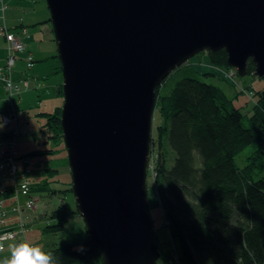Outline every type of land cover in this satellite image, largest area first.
I'll list each match as a JSON object with an SVG mask.
<instances>
[{"label": "water", "instance_id": "95a60500", "mask_svg": "<svg viewBox=\"0 0 264 264\" xmlns=\"http://www.w3.org/2000/svg\"><path fill=\"white\" fill-rule=\"evenodd\" d=\"M77 208L104 264H158L147 176L156 88L202 50L264 78V0H46Z\"/></svg>", "mask_w": 264, "mask_h": 264}, {"label": "trees", "instance_id": "16d2710c", "mask_svg": "<svg viewBox=\"0 0 264 264\" xmlns=\"http://www.w3.org/2000/svg\"><path fill=\"white\" fill-rule=\"evenodd\" d=\"M4 2L9 5L7 0ZM7 25L11 31L29 38L28 31L23 34L20 29L25 28L23 24ZM29 52L19 53L20 60L25 62ZM204 55L214 63L228 64L224 48L207 50ZM255 70L256 64L250 58L245 75L257 78ZM175 80L170 88L164 83L156 89L150 208L151 200L153 205L160 203L163 208L182 264H264V176L254 179L248 167L240 168L236 163V156L252 142L264 154V107L247 116L220 86L198 77ZM59 93L64 97L63 84ZM61 113L62 107L53 114L45 113L50 114L47 125L51 126L56 141L63 139ZM168 130L170 164L156 149V136L161 148L163 133ZM55 153L52 149H40L28 155ZM69 190L73 191L72 187ZM73 214L80 216L78 209L69 210L62 203L51 213L53 223L45 229L54 233L67 230ZM68 229L70 235L47 253L52 258L51 264H104L102 252L92 242L82 219ZM159 244L165 253L167 243L159 239ZM81 247L83 252L77 250Z\"/></svg>", "mask_w": 264, "mask_h": 264}, {"label": "rangeland", "instance_id": "374dc122", "mask_svg": "<svg viewBox=\"0 0 264 264\" xmlns=\"http://www.w3.org/2000/svg\"><path fill=\"white\" fill-rule=\"evenodd\" d=\"M7 2L9 3V9L7 10L8 18L12 12H15V14L19 16L24 15L25 23L36 20L47 22L51 18V12L46 0H33L31 5L26 7L29 9L27 12L21 7L17 8V6H13L14 4L10 3L9 0H7ZM20 21H22V18ZM50 23L51 30L49 28L50 24L48 23L40 26H35L33 24L28 25L29 28H32L31 31L34 32L33 36L30 33V44L35 48L42 46L43 48L48 49V53L45 54V59L49 58L51 61L45 65L47 66V70L44 74L40 72L34 73L38 76L43 75L44 78H42V81H45L47 91L49 92L43 93V90L46 88L42 87L41 84L39 85L38 82L36 83L34 80H31L30 87L28 90H24L22 98L15 97L14 99L16 108H24L18 106V100L21 101L20 105L28 107V109L22 110L25 111L28 116L26 130L29 132V135H20L17 138L16 143L19 153L22 155H28L29 153L40 149H52L57 152L50 156L33 157V165L28 174L29 177L34 180V183L36 182L46 188L45 190L38 192L34 191L32 193L36 200H38V197L39 200L36 202V208L38 210L35 211V214L37 218L31 223V231L29 233L31 242H33L35 246L40 247L46 254L50 249L56 247L62 240L70 235L68 229L70 225H73L74 222L82 219L81 213L77 208L76 196L73 191L69 190L71 187L73 190V176L64 138L56 141L57 139L52 132L51 126L47 125L50 114H45H53L56 108L62 107L64 104V97L59 93V86L63 84L64 80L63 72L60 71V65H62V63L59 57L58 42L55 37L52 21ZM206 51L207 50H202L185 60L181 65L173 69L159 86L166 83V86L170 88L174 85L177 77L179 79L186 76L198 77L201 81L220 86L230 97L233 98L234 104L241 107L242 112L247 116H250L254 109L260 110L264 107L263 80L252 75H241L236 67L229 64L209 61L207 56L204 55V52ZM36 57L37 55L34 54V59L37 60V62L44 59ZM188 64H190V66H187ZM42 65L43 62L36 63V67L38 68ZM3 87L0 89V134L10 130L9 127H5L2 123L3 111L6 112L5 109L7 105L11 106L9 96L6 93L7 90ZM39 95H41L42 103L38 107L36 104H38ZM5 112L4 114L8 113V111L7 113ZM156 116L157 113H155V118ZM155 123H157V118L155 119ZM170 125L171 124L169 123V128ZM154 148V145L151 144L148 165V172H150V174L147 177L148 197L149 190L154 186V179L150 169ZM156 149L166 156L168 163L170 164L171 160L169 159L172 156V149L169 143V130L163 133L161 148L159 137L156 136ZM236 163L240 168L242 166L248 167L252 173L251 176L254 179L264 176V154L259 152L256 142L244 146L243 150L236 156ZM1 181L2 179L0 182ZM22 198L25 199V197ZM62 203H65L69 210L78 209L80 216L73 214L70 217V223L68 224L67 230L57 233L47 231L45 227L53 223V218L50 217L51 213ZM151 203L152 207L150 208V212L159 239L161 242L167 243L164 244L165 253L159 247L161 254L158 259V264H182L180 250H177L174 245L172 235L166 223L167 219L163 208L160 203L159 206L153 205L152 200ZM13 245L16 244L8 243L5 249L0 250V261H5L11 257Z\"/></svg>", "mask_w": 264, "mask_h": 264}, {"label": "built area", "instance_id": "2783aa9c", "mask_svg": "<svg viewBox=\"0 0 264 264\" xmlns=\"http://www.w3.org/2000/svg\"><path fill=\"white\" fill-rule=\"evenodd\" d=\"M8 9L9 5L4 0H0V36H5L7 43V58L5 63L0 65V83L7 90L11 102L8 113L2 115L3 125L9 127L10 130L7 131L8 134L6 136H0V173L2 174V181L0 182L1 250L5 249L10 242L19 244L27 241L32 246H35L27 238V233L30 230V220L25 218L24 213L32 210L37 202L32 195L35 183L28 175L33 165V157L19 154L16 143L20 135H29L26 130L28 116L25 111L16 108L14 105V97L20 95L23 90L28 89L30 81L36 80V78H30V76L26 75L15 79L16 64L20 60L18 54L27 50V41L26 37L21 36L18 32L11 31L8 27L6 17ZM20 29L23 34H26V28L21 27ZM24 60L26 63L25 72H27L34 66L33 54L31 52L27 53ZM19 195L28 196L25 203L21 202V200L13 199ZM9 199L12 200L11 206L6 205V201ZM12 211L20 216V220L14 225H9L7 224V219Z\"/></svg>", "mask_w": 264, "mask_h": 264}, {"label": "crops", "instance_id": "0c3cea01", "mask_svg": "<svg viewBox=\"0 0 264 264\" xmlns=\"http://www.w3.org/2000/svg\"><path fill=\"white\" fill-rule=\"evenodd\" d=\"M33 0H9V2L10 3H13L14 5L13 6H17V8H19V7H21V8H23V9H25V12H27V11H29V9H27L26 7H29L30 5H31V2H32ZM22 18V21H20V19ZM50 24L49 25V28H50V30H51V23L50 22H45V21H31V22H27V23H25V17H24V15H17V14H15V12H12V14L10 15V17L8 18V16H7V24H9L11 27H15V26H18V25H20V24H23V26L27 29V31H28V36H29V38L27 39V38H25L26 39V41H27V50L28 51H30L32 54H33V56H34V54H36L37 55V57L36 58H44V59H42L41 61H39V62H43V65L40 67V68H38V67H36V63H39V62H37V60H35V62H34V66H33V68L31 69V70H28L27 72H25L26 71V65H25V62L23 61V60H19L18 61V63H17V65H16V70H15V78L16 79H19V78H21V77H24V76H26V75H28V76H30V78H36V80H34L36 83L38 82V84L40 85H42V87H45V88H43V89H45V90H43V93H48L49 91H47V87H46V83H45V81H42V78H44L43 77V75L42 76H38V75H35V73L34 72H40V73H43L44 74V72L47 70V66H45V65H47L51 60L49 59V58H46L45 59V54H47L48 53V49H45V48H43L42 46H38L37 48H35L32 44H30V33L32 34V36H33V34H34V32L33 31H31L32 30V28H29V26L28 25H31V24H33V25H35V24H38V25H35V26H40V25H43V24ZM6 56H7V43H6V40H5V38L4 37H1L0 36V65L1 64H3V62H4V60H5V58H6ZM41 64V63H40ZM39 65V64H38ZM25 73H27V74H25ZM45 80H46V78H45ZM3 86H2V84H0V89L2 88ZM60 87V86H59ZM4 88V87H3ZM29 89V88H28ZM28 89H25V90H28ZM5 90V89H4ZM7 93V92H6ZM24 93V90L21 92V94L20 95H16L15 97H21L22 98V94ZM8 94V93H7ZM8 96H9V94H8ZM15 97H14V99H15ZM38 104H36L38 107L41 105V103H42V98H41V95H39L38 96ZM10 99V98H9ZM20 102L21 101H19L18 100V102H17V104H18V106H20V107H24V108H19V109H28V107H25V106H23V105H20ZM14 105H15V103H14ZM9 105H7L6 106V112L5 111H3V114H4V112L5 113H7V111H8V109H9ZM19 152V151H18ZM57 153V152H56ZM55 153V154H56ZM20 154V153H19ZM24 155H26V154H24ZM48 156H50V155H48ZM36 157V156H35ZM39 157V156H38ZM42 157H44V156H42ZM35 160V159H34ZM2 177V174L0 173V180L2 179L1 178ZM6 183V182H5ZM46 188L45 187H43V186H41V185H39V184H37L36 182H35V185H34V187H33V191H32V193L35 191V192H38V191H41V190H45ZM22 197H25V199H23ZM21 197V202H23V203H25V201L28 199V196H22ZM38 200H39V197L37 198ZM37 200V201H38ZM11 204H12V200L11 199H9V200H7L6 201V205L7 206H11ZM36 210H38L37 208H36V205H35V207L32 209V210H30V211H26L25 213H24V216H25V218L27 219V220H30V230H29V232L27 233V238H28V240H30V238H29V233H30V231H31V223L33 222V221H35L36 220V218H37V216H36V214H35V211ZM20 220V216L19 215H17L15 212H10V216L8 217V219H7V224H9V225H14V224H16L18 221ZM84 222V221H83ZM85 224V223H84ZM86 226V225H85ZM31 241V240H30ZM11 243H13V244H16L15 242H11ZM17 245V244H16Z\"/></svg>", "mask_w": 264, "mask_h": 264}, {"label": "clouds", "instance_id": "9594fccd", "mask_svg": "<svg viewBox=\"0 0 264 264\" xmlns=\"http://www.w3.org/2000/svg\"><path fill=\"white\" fill-rule=\"evenodd\" d=\"M83 252L84 249L78 248ZM52 258L38 246H32L29 242L24 241L12 246L11 257L0 264H51Z\"/></svg>", "mask_w": 264, "mask_h": 264}, {"label": "bare ground", "instance_id": "6f19581e", "mask_svg": "<svg viewBox=\"0 0 264 264\" xmlns=\"http://www.w3.org/2000/svg\"><path fill=\"white\" fill-rule=\"evenodd\" d=\"M1 84V83H0ZM23 195H19L18 197H14L13 199H15V200H21V197H22ZM5 205V204H4Z\"/></svg>", "mask_w": 264, "mask_h": 264}]
</instances>
